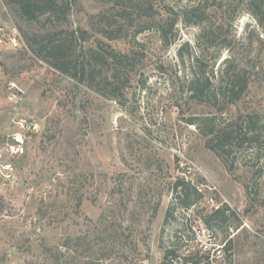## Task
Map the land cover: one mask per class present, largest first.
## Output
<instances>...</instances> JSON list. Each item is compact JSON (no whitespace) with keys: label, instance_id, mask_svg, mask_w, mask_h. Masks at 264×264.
Segmentation results:
<instances>
[{"label":"rangeland","instance_id":"rangeland-1","mask_svg":"<svg viewBox=\"0 0 264 264\" xmlns=\"http://www.w3.org/2000/svg\"><path fill=\"white\" fill-rule=\"evenodd\" d=\"M57 1L66 13L29 22L10 0H0V146L9 139L16 147L11 161L17 170V182L0 200V264H164L165 250L186 254L189 227L222 205L235 216L212 231L218 239L232 236V264H264V26L250 12L251 0H207V24L222 27L218 41L229 42L211 83L218 87L223 77L224 85L235 71L247 84L238 100L215 107L183 92L188 77L178 49L184 43L193 49L195 26L178 22L170 46L155 31L134 36L137 21L107 40L97 34L96 17L116 0ZM148 1L161 16L173 9L181 17L205 0L124 5L131 12ZM13 29L17 49L6 43ZM71 33L77 39L72 57L88 62L90 54H101V73L112 86L81 83L38 57L40 47ZM203 52L207 67L212 49ZM112 87H118L115 97ZM254 115L256 142L240 135L225 162L206 147L219 131ZM14 116L38 127L24 145L8 138ZM189 119L208 120L206 130L214 134L204 137V123L199 128ZM177 180L203 189L187 214L176 207ZM168 208L176 212L165 222Z\"/></svg>","mask_w":264,"mask_h":264},{"label":"trees","instance_id":"trees-1","mask_svg":"<svg viewBox=\"0 0 264 264\" xmlns=\"http://www.w3.org/2000/svg\"><path fill=\"white\" fill-rule=\"evenodd\" d=\"M124 2L125 0H118L117 3L116 0V2H114L115 5L97 14L96 18L98 26H100L98 27L97 34H100V36L107 40H117L121 32L128 30V28H132L129 27L132 26L130 24L137 21L138 25L133 33L134 36L146 31H155L159 35L163 45L170 46L175 41L177 34L176 25L178 22H182L188 26H195L199 30V33L196 36L193 49L188 43H184L178 49V56L181 61L183 72L188 77L187 80H184V85L186 87L183 88V92L198 103L212 104L213 107L220 103L224 105L226 103H233L242 96L247 89L246 77L244 74L241 75L233 71L231 77H229L230 80L225 81L224 85L222 82L224 79L223 77L220 78V85H218V87H214L213 83H211L210 77H214L213 68L220 59L222 50L229 45V42L226 41V39L218 41L220 34L217 31L222 27L213 29V26L211 27L207 24L209 22L207 0L202 1V4L192 5L186 8L185 11H181V17H176L173 9H166L165 15L162 14L161 16L150 1L146 3V7L138 5L129 6L133 10L129 12ZM10 3L15 6L20 17L29 22L36 20L38 16L44 14L57 15L59 11L66 13L68 10V7L64 3H59L57 0H10ZM248 8L259 25L263 27L264 0H251ZM84 35L85 32L81 30V38L83 41L86 40ZM73 38L76 39L74 33H71L69 37H64V39H54L50 41L46 46L40 47L37 53L38 57L48 62L52 68L63 75L78 78L81 83L84 82L86 78L89 85L94 84V86H96L97 82L100 80L99 86H103V88L112 86V84L108 82V77L103 76L101 73V68L106 62L101 54H90L91 56L88 58V62L80 60L79 57H72L74 50ZM208 42H212V48L206 45ZM204 48L205 50L212 49L207 67L204 65L203 60ZM183 51L187 52L186 57H183ZM208 67H210V70ZM113 76L117 79L115 69ZM124 87L125 85L122 83L121 88ZM112 90V96L115 97L114 95L118 87H112ZM97 92L103 94L101 91ZM221 110L223 109L219 111ZM207 121L206 119H189L188 123L199 127L201 126L199 124L203 122L204 129L201 128V134L207 137L214 134V131L206 130L208 127L206 124ZM258 121V116H249L236 129H232L229 132L224 129L219 131L218 135L207 141L206 147L225 162L224 154L230 152L233 143L240 135H243L248 143L258 140L259 135L256 131V123ZM244 142V140H241V143L238 145L239 148L243 146ZM173 193L175 194L176 207L180 210L190 209L198 204L202 198V195L197 192L195 186L184 180H177L174 183ZM175 212L173 209L168 208L165 222L173 218ZM233 216H235V213L231 211L227 205H222L218 209L212 211L204 219V224L211 230H214L215 228L223 227L230 217ZM226 251H231V240L228 241ZM175 252L176 250L172 248L166 249L164 252V259L166 260L169 256L175 255Z\"/></svg>","mask_w":264,"mask_h":264},{"label":"built area","instance_id":"built-area-1","mask_svg":"<svg viewBox=\"0 0 264 264\" xmlns=\"http://www.w3.org/2000/svg\"><path fill=\"white\" fill-rule=\"evenodd\" d=\"M19 33L16 29L10 31L6 37V43L9 48L17 49L19 47ZM10 127L12 131L10 135L11 140L16 145L25 144V136L30 131L38 130L37 125L28 122L25 119L13 117L10 120ZM15 146L7 139L6 143L0 146V200L5 192L11 190L17 182V170L14 163L11 161L12 155L15 153ZM197 192L202 195L203 189L194 185ZM212 206H215L213 198L208 200ZM194 207L188 210H181L184 213L192 212ZM204 223V222H203ZM202 222L198 226H191L190 232L192 240L186 254L175 252V255L169 256L164 264H232L230 251H226L228 241L232 238L230 235L227 239H218L214 232ZM184 238L181 236V239ZM186 243H188L186 241ZM194 252V255H192Z\"/></svg>","mask_w":264,"mask_h":264}]
</instances>
